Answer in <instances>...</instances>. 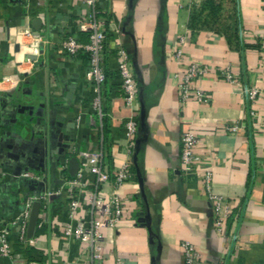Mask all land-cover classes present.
Here are the masks:
<instances>
[{
  "label": "crops",
  "instance_id": "0c3cea01",
  "mask_svg": "<svg viewBox=\"0 0 264 264\" xmlns=\"http://www.w3.org/2000/svg\"><path fill=\"white\" fill-rule=\"evenodd\" d=\"M205 2L96 0L107 36L106 79L97 86L87 77V55L69 56L60 47L68 36L85 42L79 25L89 13L86 5L80 0H0V221L8 224L28 197L57 193L46 208L41 204L29 239L38 255L26 260L15 252L13 262L0 257V264H115L117 258L124 264H184L185 242L196 249L194 264H264V0H215L220 11L207 24ZM37 20L39 36H25L27 27L35 32ZM116 40L128 53L139 85L141 101L132 106L124 101L116 71ZM19 43L33 44L37 58L29 62L16 52ZM176 49L182 50L180 63L171 57ZM192 62L208 67L196 81L205 95L202 102H182L179 96L178 75ZM225 69L239 85L222 78ZM242 87L257 89L260 96L250 102ZM96 97L102 116L92 106ZM19 105L44 112V121L32 123L38 129L29 124L25 128L31 131L22 134L26 116L21 114L13 124L11 114ZM141 105L146 139L134 158L125 125L135 120L136 136H142ZM234 124L236 132L226 129ZM189 129L199 139L198 173L210 171L212 194L232 212L221 232L213 226L203 184L179 175L180 136ZM80 153L98 155V165L110 176L130 164L137 178L103 188L123 201L124 221L102 228L97 258L93 249L63 237L71 157L80 162L76 178L96 189ZM24 173L39 179L24 178ZM77 217L87 224V208H80Z\"/></svg>",
  "mask_w": 264,
  "mask_h": 264
},
{
  "label": "built area",
  "instance_id": "2783aa9c",
  "mask_svg": "<svg viewBox=\"0 0 264 264\" xmlns=\"http://www.w3.org/2000/svg\"><path fill=\"white\" fill-rule=\"evenodd\" d=\"M89 9V13L79 28L86 35V42H80L74 37L68 36L60 43L61 49L69 56H77L86 54L88 57L87 77L97 86L102 84L106 75L103 71V63L107 51V36L105 33V25L99 18V11L96 8V0H80ZM23 34L27 37H35L30 28H26ZM38 37V36H37ZM19 39V36L17 37ZM185 38L179 39V44L183 45ZM114 56L116 60V71L121 81V89L124 101L128 106H132L139 101L140 90L136 79V75L131 67V60L128 53L123 49L118 41H115ZM19 49L16 52L21 55L37 56L38 50L33 44L22 45L19 43ZM177 63L182 60V50L176 49L171 56ZM27 61L31 62L27 59ZM208 73V67L200 65L196 62L190 63L184 71L178 75L179 84L178 91L182 102L188 101L190 98L197 102L205 100L204 93L197 88L196 81L201 79ZM222 78L228 83L239 85L237 77L231 70H222ZM241 87V86H239ZM246 98L250 102H254L260 96L259 91L254 88L242 87ZM93 108L99 116H102L100 97H96L92 102ZM138 123L135 120L126 122V135L129 140L130 155H134ZM227 130L237 131L238 125L234 124L226 127ZM199 145V139L192 130L183 132L180 136V174L183 177H195L201 182L205 188L208 201L213 208V226L221 232L227 219L232 212L223 198L218 197L211 192V173L206 171L203 174L198 173L197 165L200 163L196 150ZM82 158V167H89L92 175L95 177L96 189H88L87 185L79 177L69 179L66 183L69 186V203L67 207V221L63 229V237L67 240L75 239L83 247L93 249L94 257L97 258L96 252L99 250L100 244L104 240L102 228H116L124 221V203L115 193V191L107 195L102 191L104 187L112 182L113 187L129 182L133 179L130 170L131 165L127 164L110 176L109 173L102 170L98 165L99 156L96 154L88 155L80 153ZM80 163V162H79ZM67 167V161L64 163V169ZM78 173V172H77ZM3 175V174H2ZM77 176V175H76ZM24 178L38 180L39 177L31 176L29 173L23 174ZM57 193H45L38 197H28L23 202L22 210L10 220L8 224L0 221V257L6 258L11 262L16 258L10 241V235L14 232L17 241L23 245H31L32 240L26 236L28 221L31 213L32 204L36 201L43 204L46 208L50 197ZM87 208L90 216L89 222L78 221V211L80 208ZM77 221V222H76ZM41 226V224H39ZM182 255L184 264H194L197 259V252L193 245L188 242L182 243ZM87 264V263H86ZM115 264H124L121 258H117Z\"/></svg>",
  "mask_w": 264,
  "mask_h": 264
},
{
  "label": "water",
  "instance_id": "95a60500",
  "mask_svg": "<svg viewBox=\"0 0 264 264\" xmlns=\"http://www.w3.org/2000/svg\"><path fill=\"white\" fill-rule=\"evenodd\" d=\"M33 26V29L35 30L34 32V35L35 37L39 36V31L41 29V23L37 20L36 22H34L32 24ZM19 47H15V50L18 51ZM39 53H41L39 51ZM37 57L34 56V55H26V59L30 60L31 62L34 61ZM140 100V98H139ZM141 101V100H140ZM17 114H21L23 115V118L20 122V132L22 134H24L26 131H31V128L32 129H38V126H34L32 123L34 122V118H37L39 121L42 119L43 121L45 120V116H44V112L41 110V109H34L33 107L31 106H21L19 105L18 106V110L16 109L15 112H13L11 114V117H13V124L16 125V122H17V119H16V115ZM144 118H145V109L143 107V105H141V110H140V118H139V127H140V131H141V134L142 136L141 137H138V139L136 140V147H135V153H134V158H135V155L141 145V143L146 139V132H145V129H144ZM31 125V128L29 127V130L27 128H25L27 125ZM43 128V126H42ZM32 134V137L34 136L33 132H31ZM31 137V138H32ZM43 140V139H42ZM45 140L47 141V139L45 138ZM68 142L69 140H67L62 148H63V151L68 149L69 148V145H68ZM63 151H61L63 153ZM78 169H79V161L76 157H71L68 161V168H67V174H68V177L70 179H74L77 175V172H78ZM21 183H25L26 180L25 179H21L20 180ZM44 193V192H42ZM40 202L36 201L32 204V208H31V213H30V217H29V221H28V227H27V237L28 239H31L34 235V232H35V228H36V225H37V222H38V215H39V211H40Z\"/></svg>",
  "mask_w": 264,
  "mask_h": 264
},
{
  "label": "trees",
  "instance_id": "16d2710c",
  "mask_svg": "<svg viewBox=\"0 0 264 264\" xmlns=\"http://www.w3.org/2000/svg\"><path fill=\"white\" fill-rule=\"evenodd\" d=\"M203 10H206L208 12L203 19L204 22L207 24V22H211L217 18L218 12L220 11V5L216 4L215 0H206V2L204 3V9ZM198 19H199V16H198ZM84 36L86 39V35H84ZM85 42H86V40H85ZM130 170L133 174V179L137 180L136 173H135L133 166H131ZM68 179H70V178L68 177ZM37 234H38V232L36 233V235ZM9 238L12 239V241H13V247L12 248H13L14 252L20 253L26 260L33 258L35 255H38L39 252L36 251L33 247H31L29 245H26V246L21 245L17 241L14 232L11 233Z\"/></svg>",
  "mask_w": 264,
  "mask_h": 264
}]
</instances>
